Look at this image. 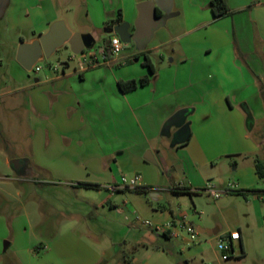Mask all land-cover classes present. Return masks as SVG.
<instances>
[{
  "label": "crops",
  "instance_id": "crops-1",
  "mask_svg": "<svg viewBox=\"0 0 264 264\" xmlns=\"http://www.w3.org/2000/svg\"><path fill=\"white\" fill-rule=\"evenodd\" d=\"M144 1L147 0H7L0 25H4L8 40L17 39L13 42V55L17 68L25 71L17 61L20 45L38 40L54 22L62 20L71 29L70 17L79 16L78 29L71 31L82 35L99 33V37L103 32L106 47L112 37L118 36L115 28L119 25L128 24L129 33H135L137 5ZM177 1L180 10L172 8L173 16L169 18L183 16L178 27L186 32L178 49L173 50L175 58L166 62L162 57L156 67L150 53L158 52L159 47H139L136 52L114 57L108 63L100 62L96 67H89L82 56L74 71L69 70L68 63L60 67L62 74L55 67L45 73L43 79H36L30 88V101L37 114L33 117L34 127H38L40 135L60 145L62 153L80 147L90 151L89 160L99 161L100 154L112 159L108 162V171H70L71 175L78 176L71 177L69 186L73 191H80L90 207L110 208L130 221L147 214V206L137 199L144 193L133 190L135 193L125 197L121 191L111 193L108 187L117 185L118 177L124 172L143 171L149 177L141 178L140 187L151 189L157 169L148 162L155 163L158 159L166 164L163 151L168 149L167 143L173 141L181 126L175 124L167 128L166 124L176 113L187 110L181 121L190 125L189 140L172 143L178 153H188L181 155L185 177L183 185L171 192L179 197H193L210 179L215 180L214 187L218 191H225L233 184L231 193L243 196L253 217L260 218L264 213L261 186L264 178L257 172L256 161L260 155L264 159V100L260 93L261 88L264 89V0H227L232 14L219 19L209 8L211 0H174L173 7ZM119 14L121 22L113 24ZM254 33L260 35L258 43ZM1 46L0 42V49ZM144 55L149 56L154 74L143 65ZM137 56L139 58L130 62ZM35 67L40 68L38 72L42 71L38 63ZM144 76H150L147 85L130 92L120 90V81ZM129 124L137 130L136 134L130 132L127 136ZM255 130L257 132L253 133ZM219 159L224 162L223 169L214 165ZM203 171L223 174L212 178L213 174L206 176ZM83 172L87 173L85 179L79 176ZM86 181L98 187L80 186V182ZM104 190L109 192L106 197ZM151 194L157 201L162 199L159 193L152 191ZM150 208L148 214L154 224H174L165 233L152 232L161 239L180 240L182 260H168L166 253L175 254L174 248L156 246L150 236L138 231L133 235L131 254L119 264H198L197 259L202 264L211 263L207 255L211 252L216 255L214 248L208 249L216 245L213 240L201 239L199 245H191L178 227L182 219L190 222L186 212L176 214L173 210ZM138 222L140 224L131 225L135 230L145 226ZM75 225L77 223H61L46 248L58 258L57 264H114L105 255L115 245L109 240L102 250L88 238L74 233ZM240 235L234 250L239 244L243 254L245 242L241 232ZM9 246L6 242L5 248Z\"/></svg>",
  "mask_w": 264,
  "mask_h": 264
},
{
  "label": "rangeland",
  "instance_id": "rangeland-1",
  "mask_svg": "<svg viewBox=\"0 0 264 264\" xmlns=\"http://www.w3.org/2000/svg\"><path fill=\"white\" fill-rule=\"evenodd\" d=\"M173 8L175 11L180 10L179 1ZM79 18V16L70 17V30L78 29ZM182 18L183 16L169 18L168 22L155 31L153 38L145 46L148 49L159 47L158 52L150 53L156 67H159L162 57L166 62L176 57L173 50L178 49L185 39L186 31L178 27L179 23H182ZM172 25L177 27L173 28ZM98 34L94 35L96 42L91 49L85 50V55L89 51L99 53L104 47V33L100 32V37ZM0 36L2 44L0 49V264H57L58 258L54 253L50 254L46 248L51 244L58 226L69 222L77 223L74 233L82 238L83 236L88 238L100 249L110 240L115 246L105 256L113 260L114 264L121 263L131 254L133 235L139 233L138 231L142 235L150 236L156 246L174 248L175 254L166 253L168 260L173 262L177 259L182 260L180 240L158 238L156 232L153 233L152 229L146 226L138 228L139 230L132 228L131 225L139 223L138 221L154 222L148 214L150 207L158 210L163 208L167 211L173 210L176 214L186 212L189 223L196 228H219V237L232 231H240L245 242L243 254L240 245L236 244L232 259L223 261L216 247L208 245V249L214 248L216 251V255L213 252L207 255L210 264H264V213L262 217L254 218L243 196L228 193L214 200L207 193L200 192L202 189L193 197L187 195L179 197L171 192L173 188L183 185L185 172L182 171L181 155L188 154L178 153L176 148H172L173 141L167 143L168 149L163 151L165 165L158 159L155 163L148 162L157 169L154 174L155 181L149 190L161 194L162 199L157 201L151 194L152 191H148L146 195H139L137 199L147 206V214L135 216L133 220L127 221L125 215L115 213L110 208L103 210L90 207L86 199L79 194L80 191L70 189L69 180L78 176L71 175L70 171H108V162L112 159H106L100 154L99 161L89 160L90 151L80 147L73 152L62 153L60 145L48 136L40 135L38 127H34L33 117L37 114L29 97L30 88L35 84L36 79H43L45 73L52 72L55 67L59 68V73L62 74L60 67L66 63L70 65L69 70L74 71L79 67V56L85 55H75L67 44L49 59L45 58L38 62L41 72H36L35 69L24 71L17 68L13 55L14 43L17 39L13 41L14 43L8 40L4 25H0ZM254 36L255 42L258 43L260 35ZM138 49L135 42L127 43L120 56L129 55ZM128 128L127 136L130 132L137 133L131 124ZM256 132L257 130L253 133ZM63 145L66 147L65 143ZM15 160L21 161L18 169L11 164ZM260 160L264 163L263 155H260ZM228 161H231V158ZM223 163L219 159L214 165H218L217 169H223ZM86 174L83 172L79 176L85 179ZM203 174L206 176L213 174L212 178H218L223 173L203 171ZM138 176L147 177L148 173L124 172L118 177L116 184H120L122 177L130 180ZM210 180L213 185L217 184L214 179ZM261 186L264 188V184ZM125 191H121L125 193V197L134 192ZM88 193L93 194V192ZM108 193L104 190L105 197ZM183 234L188 238L187 233ZM201 239L213 240V244H216L218 237L200 233L193 245H199ZM6 242L10 243L8 249L5 248ZM196 262L202 264L200 259Z\"/></svg>",
  "mask_w": 264,
  "mask_h": 264
},
{
  "label": "water",
  "instance_id": "water-1",
  "mask_svg": "<svg viewBox=\"0 0 264 264\" xmlns=\"http://www.w3.org/2000/svg\"><path fill=\"white\" fill-rule=\"evenodd\" d=\"M174 0H147L137 5L138 18L135 22V33H129L128 24L119 25L115 28L121 41L125 44L135 42L138 47L144 48L153 38L155 31H157L163 23L171 16H173ZM7 8V0H0V18L4 16ZM157 10L165 13L163 16H158ZM96 40L92 34L73 33L62 20L54 22L49 31L39 37L38 40L31 44L23 43L20 45L17 52V61L27 71H32L35 65L44 58L49 59L58 50L65 45L71 47V51L75 55L84 54L85 50L93 47ZM188 113L187 110L176 113L166 124L167 128L175 124H181L178 131L174 134L173 144H182L189 140L190 125L182 123V118ZM251 120V118H249ZM250 129L253 124H249ZM148 160L154 161L153 158L147 157ZM15 168L21 166L20 160L11 162ZM219 229L203 230L199 229L200 233H207L210 236H217Z\"/></svg>",
  "mask_w": 264,
  "mask_h": 264
},
{
  "label": "built area",
  "instance_id": "built-area-1",
  "mask_svg": "<svg viewBox=\"0 0 264 264\" xmlns=\"http://www.w3.org/2000/svg\"><path fill=\"white\" fill-rule=\"evenodd\" d=\"M109 51L111 52V54L114 57H118L120 56L121 53H123L122 51L125 48V44L121 41V39L118 36H114L111 38L109 45H108ZM85 52V51H84ZM99 54V57H98ZM107 52H106V47L100 49L99 53H95L92 51H89L88 54L82 56L88 63L89 67H96L100 62L101 63H108L110 60L107 58ZM82 55V54H81ZM55 69H58L57 67ZM35 70L38 72L40 71L39 67H35ZM140 180L141 177H135L133 179L128 180L125 177L121 178L120 184L117 185H112L109 186L108 189L112 192V193H116L119 191H123V190H134L135 192L137 191L138 188H140ZM234 189V185L231 184L229 185L228 189L225 191H218L215 189L214 185L209 182L207 184V186L200 190V192H205L207 193L212 199L216 200L221 198V196L223 194H228L231 193ZM178 227L183 230L185 233H187L188 235V241L191 245L195 244V242L197 241V238L199 237L200 232L198 231V229L196 227L193 226V224L187 222L186 220L182 219L180 220V222L178 223ZM143 225H145L146 227H149L150 229L156 231V232H161V233H165L167 231H170V228L174 225L172 224H168L166 226H160V225H156L151 221H144ZM218 237L217 242H216V249L218 250L219 254H220V258L223 261H228L230 259H232V257L234 256L235 250H234V243L236 241H240L241 239V235L240 232L238 231H232L224 236H216Z\"/></svg>",
  "mask_w": 264,
  "mask_h": 264
},
{
  "label": "trees",
  "instance_id": "trees-1",
  "mask_svg": "<svg viewBox=\"0 0 264 264\" xmlns=\"http://www.w3.org/2000/svg\"><path fill=\"white\" fill-rule=\"evenodd\" d=\"M209 8L212 11V14H213V16L216 19H219V18H222V17H224L226 15L232 14L227 0H211L210 3H209ZM157 13H158V16H161V13H160L159 10H157ZM120 22H121V16L119 14L118 18L113 21V24L114 23H120ZM108 45L106 46V52L108 53L107 54V58L109 60L110 59L112 60L113 59V55L109 51ZM137 58H139V57L138 56L135 57V59H133L130 62L135 61ZM143 65L146 66L149 69L151 74H154L155 70H154V67H153V65L151 63V60H150L149 56L144 55ZM149 82H150V76H144V77H142L140 79H131V80H127V81H120L118 83V85H119V88H120V90L122 92H130V91H133V90L139 88L140 86L147 85ZM260 93H261L262 99L264 100V89L263 88H261ZM256 164H257L256 168H257V172H258L259 176L261 178H264V163L260 159H257ZM80 186H83V187H86V188H96V187H98V185L94 186V184H90V183H80ZM148 191H149L148 188L140 187V188L137 189L136 192L146 194ZM236 193L242 194V192H240V191H236ZM189 194L192 195V193H189Z\"/></svg>",
  "mask_w": 264,
  "mask_h": 264
}]
</instances>
